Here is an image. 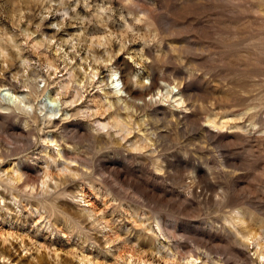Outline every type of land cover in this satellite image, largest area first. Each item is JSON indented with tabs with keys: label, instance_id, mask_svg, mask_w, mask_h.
Here are the masks:
<instances>
[{
	"label": "rangeland",
	"instance_id": "obj_1",
	"mask_svg": "<svg viewBox=\"0 0 264 264\" xmlns=\"http://www.w3.org/2000/svg\"><path fill=\"white\" fill-rule=\"evenodd\" d=\"M134 80L184 102L143 103ZM261 247L264 0H0V264H264Z\"/></svg>",
	"mask_w": 264,
	"mask_h": 264
},
{
	"label": "bare ground",
	"instance_id": "obj_2",
	"mask_svg": "<svg viewBox=\"0 0 264 264\" xmlns=\"http://www.w3.org/2000/svg\"><path fill=\"white\" fill-rule=\"evenodd\" d=\"M97 42H98V44H101L100 41H97ZM94 61H96V59H94ZM105 66H106V71H107V83L106 84L108 86V90L110 91V93L115 95L118 98V100H120V101H121V97L122 98L123 97H130L131 94H129L130 92L128 90L127 83H124L123 80L120 78V72L117 70V68L115 66H113L110 58L107 60V63L105 64ZM97 74H98V70L92 68L89 75L84 77V78H88L89 82H92L95 79H97ZM135 78L138 79L137 75L135 76ZM134 81L137 84H140V86L145 88L147 91V94L144 96V98L143 97L140 98L143 101V103L147 102L145 99V97L147 95H149L148 99L152 100L154 102H158V101L163 102V101L171 100L173 103L176 104V106L182 105L184 102L182 96H178V95H175V93H173L174 92L173 88L175 86H172L169 83H165V82L161 83L156 89L151 91L150 86H147V85H150V82H148V80H146V81L134 80ZM4 89H6V88H4ZM177 92H178V90H177ZM11 96L14 99H16L18 97L16 94H14V95L11 94ZM134 99L136 100V98H134ZM137 99H139V98H137ZM208 123H210V125L213 128L221 127L223 125V123H221V122L217 123L214 119H208ZM42 183L44 184L45 182L43 181ZM260 252L264 253V249L262 247L260 248ZM0 256L8 257V259H10V256L5 255V252L2 248H0ZM126 258L129 259V262L131 264H140L142 262H144L146 264L151 263V262H148L147 259L145 260L140 253L137 256H135V253L133 250L128 251V255L126 256ZM195 259H197V258H195ZM57 261H58V263H63V264H99L97 261L92 260L88 256H82L77 263L73 262L72 259H69V258L63 257V256H61L60 260H57ZM47 263H49V262H47ZM35 264H41V263L38 262Z\"/></svg>",
	"mask_w": 264,
	"mask_h": 264
}]
</instances>
